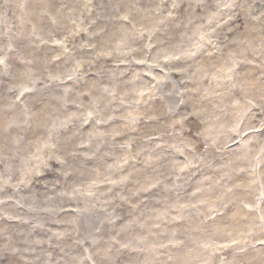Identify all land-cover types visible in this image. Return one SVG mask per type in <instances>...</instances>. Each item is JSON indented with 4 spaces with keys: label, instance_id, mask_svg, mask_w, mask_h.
Masks as SVG:
<instances>
[{
    "label": "clouds",
    "instance_id": "obj_1",
    "mask_svg": "<svg viewBox=\"0 0 264 264\" xmlns=\"http://www.w3.org/2000/svg\"><path fill=\"white\" fill-rule=\"evenodd\" d=\"M0 264H264V0H0Z\"/></svg>",
    "mask_w": 264,
    "mask_h": 264
}]
</instances>
